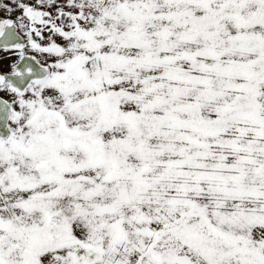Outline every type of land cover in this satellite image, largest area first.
<instances>
[{"label": "snow or ice", "instance_id": "6c2138e0", "mask_svg": "<svg viewBox=\"0 0 264 264\" xmlns=\"http://www.w3.org/2000/svg\"><path fill=\"white\" fill-rule=\"evenodd\" d=\"M0 264H264V0H0Z\"/></svg>", "mask_w": 264, "mask_h": 264}]
</instances>
